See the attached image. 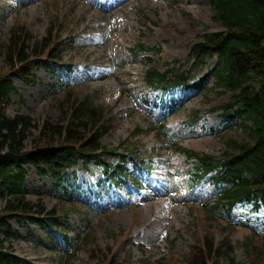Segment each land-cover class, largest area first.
Instances as JSON below:
<instances>
[{
  "label": "rangeland",
  "instance_id": "1",
  "mask_svg": "<svg viewBox=\"0 0 264 264\" xmlns=\"http://www.w3.org/2000/svg\"><path fill=\"white\" fill-rule=\"evenodd\" d=\"M211 16L210 0H0L2 72L9 71L6 49L14 33L26 37L27 49L53 30L51 48L39 62L51 59L72 64V76L78 80L70 89L60 90L49 70L35 69L34 84L15 80L18 93L12 94L8 115H29L37 126L48 120L57 123L71 99L87 96L106 112L104 149L154 165L149 189L142 191L139 205L128 202L121 191V207L113 203L118 201L115 196L100 200L99 205L111 210L106 214L97 213L96 207L58 201L49 180L40 179L30 168L26 180L29 200L42 198L47 208L66 215L82 233L66 261L58 238L51 241L36 224L14 220L17 234L10 247L20 264H188L192 251L205 252L207 242L222 243L228 252L234 251L240 264H264V236L230 226L208 214L204 204L187 201L189 162L176 150L180 145L219 155L227 138L243 140L240 131L210 130L218 123L215 107L227 102L231 94L213 90L212 79H207L205 89L166 121L177 137H168L158 128L157 109H146L143 103L156 95L144 82L145 70L165 71L170 65L182 64L200 36L222 29ZM141 43L155 50L132 57L129 50ZM52 50L60 58H51ZM25 54L29 57L30 49ZM13 62L21 66L15 57ZM200 113L206 117L204 126L188 128L189 117ZM115 158L106 160L115 162ZM100 175L94 168L80 170L78 180L90 183ZM199 195L204 198L206 190ZM2 204L0 197V211Z\"/></svg>",
  "mask_w": 264,
  "mask_h": 264
},
{
  "label": "trees",
  "instance_id": "2",
  "mask_svg": "<svg viewBox=\"0 0 264 264\" xmlns=\"http://www.w3.org/2000/svg\"><path fill=\"white\" fill-rule=\"evenodd\" d=\"M210 8L212 21L220 24L222 29L200 36L179 66L173 65L163 72L148 68L144 80L153 90L160 91V104H166L163 97L171 88L192 86L204 90V83L209 78L213 80V90L231 94L229 101L214 109L220 112L219 131H240L244 135L243 140L227 138L225 149L219 156L182 147L178 150L193 160L191 185L195 176L215 172L213 182L219 193L209 199L211 204L205 205L208 214L226 224L264 233V230H258L264 226L263 223H248L254 219V212L264 211V0H210ZM52 38L53 30H50L48 37L25 49L26 37L21 32L14 33L6 49L9 71L4 73L0 69V197L3 201L0 211V264L21 262L10 247L17 234L11 223L14 220L36 224L51 241L56 238L62 240L65 247L61 251L62 256L67 255L66 261L74 253L70 244L73 240L68 234L75 231V227L68 217L60 215L56 208H47L42 198L29 200L26 180L30 166L41 178H50L58 201L70 205L87 204L81 195L83 184L76 182L75 171L72 170L80 164L85 170L94 166L103 173L96 183L88 185L91 194L97 198L118 187L125 188L131 195L132 188L144 186L137 175L142 174L138 159L118 155V162L111 163L104 158L106 154L115 155L106 151L101 143L106 134V112L89 97L71 99L69 105L63 107L65 116L57 123L48 120L37 126L29 115H8L12 94L18 93L14 79L34 84L36 75L33 70L40 66L51 68L54 63L51 59L39 62L46 55L45 51L51 48ZM28 49L31 55L26 57ZM152 50L140 44L133 54L137 56L140 52ZM50 55L53 59L60 58L53 50ZM14 57L21 66L14 65ZM55 66L52 73L57 68L63 70L65 65L55 63ZM203 70L204 76L197 77L196 72ZM57 84L68 88L64 87L67 84L64 79ZM202 118L203 115L194 114L188 123L194 125ZM164 122L158 128L166 134ZM33 132H39V135ZM239 204L248 215L240 223H235L231 220V212ZM80 237L76 235V243L80 242ZM206 245L205 252L200 249L192 251L188 264H240L234 251L228 252L222 243L207 242Z\"/></svg>",
  "mask_w": 264,
  "mask_h": 264
}]
</instances>
